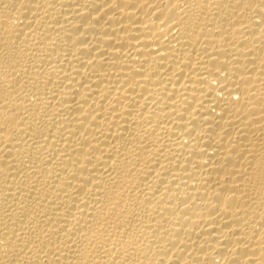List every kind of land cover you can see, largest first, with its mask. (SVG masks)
<instances>
[{"label":"bare ground","instance_id":"obj_1","mask_svg":"<svg viewBox=\"0 0 264 264\" xmlns=\"http://www.w3.org/2000/svg\"><path fill=\"white\" fill-rule=\"evenodd\" d=\"M0 264H264V0H0Z\"/></svg>","mask_w":264,"mask_h":264}]
</instances>
